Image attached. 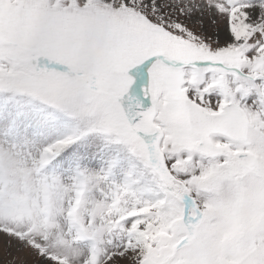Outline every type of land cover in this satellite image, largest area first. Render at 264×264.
<instances>
[{"label": "snow or ice", "instance_id": "obj_1", "mask_svg": "<svg viewBox=\"0 0 264 264\" xmlns=\"http://www.w3.org/2000/svg\"><path fill=\"white\" fill-rule=\"evenodd\" d=\"M0 264H264V0H0Z\"/></svg>", "mask_w": 264, "mask_h": 264}, {"label": "rangeland", "instance_id": "obj_2", "mask_svg": "<svg viewBox=\"0 0 264 264\" xmlns=\"http://www.w3.org/2000/svg\"><path fill=\"white\" fill-rule=\"evenodd\" d=\"M0 256H2V251H0Z\"/></svg>", "mask_w": 264, "mask_h": 264}]
</instances>
